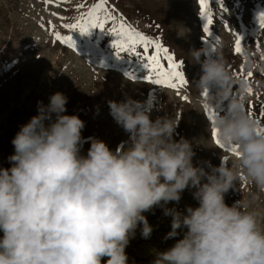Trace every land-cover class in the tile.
I'll use <instances>...</instances> for the list:
<instances>
[{"label":"clouds","instance_id":"clouds-1","mask_svg":"<svg viewBox=\"0 0 264 264\" xmlns=\"http://www.w3.org/2000/svg\"><path fill=\"white\" fill-rule=\"evenodd\" d=\"M189 52L200 65L194 85L213 111L211 128L238 153L233 163L220 156L218 166H194L192 144L174 139L179 118L153 120L131 97L107 101L129 134L126 146L113 151L89 137L82 155L85 123L64 114L68 98L55 92L47 105L37 102L38 114L11 141L10 167H0V264H129L125 249L137 229L151 238L144 213L156 207L171 217L165 239L182 238L157 251L152 264H264L258 214L245 200L229 206L224 199L241 175L264 192V131L246 108L249 81L231 74L219 49ZM247 55L251 72L259 66ZM186 189H194L198 206L167 207Z\"/></svg>","mask_w":264,"mask_h":264},{"label":"rangeland","instance_id":"rangeland-1","mask_svg":"<svg viewBox=\"0 0 264 264\" xmlns=\"http://www.w3.org/2000/svg\"><path fill=\"white\" fill-rule=\"evenodd\" d=\"M99 0H0V167L8 168V157L14 153L11 141L32 116L38 114L37 102L45 105L55 92L68 99L66 115H77L84 121L81 154L90 147L89 137L107 144L110 150L125 147L129 134L116 124L109 114L107 101H122L125 97L144 104L150 118H179L174 139H187L195 153L193 164L221 163L223 156L229 165L234 153L216 143L211 119L204 107V93L194 84L200 76V65L193 63L190 48L219 49L231 74L244 79L249 72L247 59L259 67L247 79L251 94L246 102L256 108L250 113L264 129V29L259 27V14L264 13V0H210L213 23L210 35L205 33L199 0H107L105 7L116 17L106 27H125L158 41L181 67L185 83L168 88L151 82L153 73L144 67L145 61L132 53L116 54L111 33L99 28L86 33L66 28L81 20L88 8ZM83 4L84 7H78ZM103 15V12L100 13ZM56 33L71 37L73 46L61 42ZM236 35L241 38V53H236ZM218 38L219 42H216ZM138 51L142 49L137 46ZM152 51V49H150ZM205 56H202L203 60ZM165 66L167 62L161 60ZM210 85L209 91L215 92ZM248 111V109H247ZM194 189H186L178 203L167 207L184 211L196 207ZM231 206L238 200L249 204V211L258 214L264 227V192L241 179L224 196ZM153 227L150 239H143L137 229L125 251L129 264H152L157 251L171 247L176 239H165L171 230V217L159 207L144 213ZM179 231V230H178Z\"/></svg>","mask_w":264,"mask_h":264},{"label":"snow or ice","instance_id":"snow-or-ice-1","mask_svg":"<svg viewBox=\"0 0 264 264\" xmlns=\"http://www.w3.org/2000/svg\"><path fill=\"white\" fill-rule=\"evenodd\" d=\"M50 0H45V3H49ZM107 0H99L98 3L92 5L91 8H88L87 11L82 14L81 20L74 24H66V28L70 29H78L81 33H86L89 29L99 28L102 31L107 33H111L115 39L112 41V46L116 51V54L120 53H132L136 55L138 58L145 61L144 67L149 69L151 73L154 74L155 79H152L151 76L148 79L151 80L152 83L157 85H164L168 88H177L178 86H183L185 83L184 76L181 71L178 69L181 67L178 63L175 62L173 56L169 54L166 48H163L158 41H155L134 29L125 27L123 23L119 25L118 28H109L106 27L108 21H115L116 17L110 13V11L105 7ZM200 12L201 16L205 19L204 31L208 35H210L209 25L213 23L212 15L209 11L208 0H199ZM78 7L83 8L84 5H78ZM101 11L103 15H101ZM259 27L264 29V13L259 14ZM56 38L63 43L68 44L69 46H73L72 38L61 36L59 33H56ZM218 43V38H215ZM137 46H139L142 51L137 50ZM209 47H213L210 44ZM152 49V51H150ZM234 51L236 53H241V38L236 35L235 39V48ZM167 62L166 68L162 65L161 60ZM252 76V72H248L247 76L244 77L245 80ZM249 94H251L252 89L249 87L246 90ZM206 94V93H205ZM205 110L209 113V119L213 117V111L208 107V105H204ZM251 114V113H249ZM261 115L264 116V107H262ZM260 131H264V129H260ZM212 135L216 140V143L221 145L222 147H227L228 150L234 154H238L236 149L230 145L224 144L217 139L216 130L212 129Z\"/></svg>","mask_w":264,"mask_h":264}]
</instances>
